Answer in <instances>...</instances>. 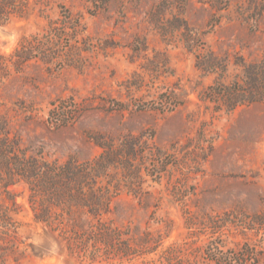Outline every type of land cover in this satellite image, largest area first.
I'll return each instance as SVG.
<instances>
[{
    "label": "rangeland",
    "instance_id": "1",
    "mask_svg": "<svg viewBox=\"0 0 264 264\" xmlns=\"http://www.w3.org/2000/svg\"><path fill=\"white\" fill-rule=\"evenodd\" d=\"M263 56L264 0H0V134L59 161L98 156L93 136L143 143L106 217L132 254L91 262L45 234L21 184L0 188V264H220L246 246L264 264V103L208 94Z\"/></svg>",
    "mask_w": 264,
    "mask_h": 264
},
{
    "label": "trees",
    "instance_id": "2",
    "mask_svg": "<svg viewBox=\"0 0 264 264\" xmlns=\"http://www.w3.org/2000/svg\"><path fill=\"white\" fill-rule=\"evenodd\" d=\"M19 57L23 59L20 54ZM208 94L224 103L229 111L242 105L264 103V56L244 66L230 84L212 86ZM91 139L102 150L98 156L80 160L68 155L59 161L50 159L40 146L19 150L18 142L0 134V188L7 190L10 186L24 184L29 192L33 222L41 226L45 234L58 232L61 239L84 253L82 257L95 262L99 256L90 250L92 246L111 245L124 255L134 251L129 239L122 242L120 230L109 227L106 217L113 212L114 194L122 181L118 173L128 181L139 178L140 170L135 161L142 157L139 150L143 143L134 136L122 137L117 146L100 136ZM256 220L257 223L263 221ZM4 222L0 216V228L6 229ZM9 226L12 228L11 224ZM140 241L144 243L143 239ZM256 259L252 248L246 246L219 262L254 264Z\"/></svg>",
    "mask_w": 264,
    "mask_h": 264
}]
</instances>
